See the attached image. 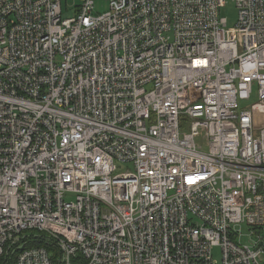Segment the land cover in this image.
<instances>
[{"label":"built area","instance_id":"2783aa9c","mask_svg":"<svg viewBox=\"0 0 264 264\" xmlns=\"http://www.w3.org/2000/svg\"><path fill=\"white\" fill-rule=\"evenodd\" d=\"M62 1L0 0V258L264 264V0Z\"/></svg>","mask_w":264,"mask_h":264},{"label":"trees","instance_id":"16d2710c","mask_svg":"<svg viewBox=\"0 0 264 264\" xmlns=\"http://www.w3.org/2000/svg\"><path fill=\"white\" fill-rule=\"evenodd\" d=\"M19 247H21V249ZM34 247L45 249L50 255L52 263L57 264V261L60 258V252L55 243L45 234L36 233L30 234L29 237L20 240V242L14 245V252H9L8 254L3 255V257L0 258V264H15L18 252L22 249H30Z\"/></svg>","mask_w":264,"mask_h":264},{"label":"rangeland","instance_id":"374dc122","mask_svg":"<svg viewBox=\"0 0 264 264\" xmlns=\"http://www.w3.org/2000/svg\"><path fill=\"white\" fill-rule=\"evenodd\" d=\"M76 3V0H63L62 1V19H66L72 16L71 7ZM94 14L100 15L107 10V2L105 0H94ZM221 16L227 21L228 27H233L237 20V9L232 0H227L225 7L220 12ZM215 258H218V249L214 250Z\"/></svg>","mask_w":264,"mask_h":264}]
</instances>
